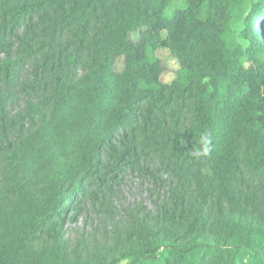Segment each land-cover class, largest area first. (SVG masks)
<instances>
[{
    "label": "trees",
    "instance_id": "obj_1",
    "mask_svg": "<svg viewBox=\"0 0 264 264\" xmlns=\"http://www.w3.org/2000/svg\"><path fill=\"white\" fill-rule=\"evenodd\" d=\"M0 264H264V0H0Z\"/></svg>",
    "mask_w": 264,
    "mask_h": 264
},
{
    "label": "rangeland",
    "instance_id": "obj_2",
    "mask_svg": "<svg viewBox=\"0 0 264 264\" xmlns=\"http://www.w3.org/2000/svg\"><path fill=\"white\" fill-rule=\"evenodd\" d=\"M239 13H237L235 21L237 22ZM246 15V14H245ZM132 38H137V34H133L131 36ZM156 56L161 60L165 70L161 76V80L165 83H170L175 78V73L179 68V64L176 59L171 57L170 52L166 49H160L156 52ZM116 68L120 70L122 68V65L118 63L116 65ZM136 185H139V183L134 180L131 184H128V187H126L123 191V195L126 198L127 201L132 202L134 200H145L147 206L150 208V203H148L146 194L141 190L140 187H137ZM95 223H93L92 217L90 218L89 215L79 217L76 220H70L66 219L63 229L65 230L66 239L69 242L76 243V240L79 237V234L82 232L85 234L90 230L91 227H94ZM89 259L90 261L94 262L99 259H102L103 257L112 258L113 254H109L108 251L102 250V247L100 248L99 252H93L91 251L89 253ZM76 258V257H75Z\"/></svg>",
    "mask_w": 264,
    "mask_h": 264
},
{
    "label": "clouds",
    "instance_id": "obj_3",
    "mask_svg": "<svg viewBox=\"0 0 264 264\" xmlns=\"http://www.w3.org/2000/svg\"><path fill=\"white\" fill-rule=\"evenodd\" d=\"M200 143L202 145V148L196 149L192 153V155L196 158L207 156L211 151L210 140L206 136L201 138Z\"/></svg>",
    "mask_w": 264,
    "mask_h": 264
}]
</instances>
